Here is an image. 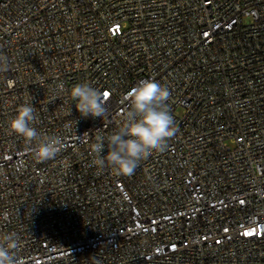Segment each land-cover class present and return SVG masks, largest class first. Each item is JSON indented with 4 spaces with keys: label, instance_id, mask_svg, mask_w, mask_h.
Returning a JSON list of instances; mask_svg holds the SVG:
<instances>
[{
    "label": "built area",
    "instance_id": "obj_1",
    "mask_svg": "<svg viewBox=\"0 0 264 264\" xmlns=\"http://www.w3.org/2000/svg\"><path fill=\"white\" fill-rule=\"evenodd\" d=\"M0 53V236L19 264H264V0H0ZM148 78L176 135L131 176L98 171L90 144ZM78 83L108 94L104 118L80 116ZM25 101L63 137L54 160L8 128Z\"/></svg>",
    "mask_w": 264,
    "mask_h": 264
},
{
    "label": "clouds",
    "instance_id": "obj_2",
    "mask_svg": "<svg viewBox=\"0 0 264 264\" xmlns=\"http://www.w3.org/2000/svg\"><path fill=\"white\" fill-rule=\"evenodd\" d=\"M8 64V57L0 53V72L7 71ZM57 88L60 93L64 92L62 84ZM68 94L75 101L74 105L81 117L104 118L108 111L105 93L89 83L73 85ZM170 99V89L152 78L132 87L123 97L126 107L117 130L107 137L98 135L95 142L90 144V151L94 155L91 164L98 171L108 168L115 175L131 176L142 160L153 153L164 152L169 140L178 131L169 111ZM36 121L35 106L25 101L8 121V128L30 146L36 161L54 160L63 150V137L39 132L35 127ZM7 218L5 213L4 219ZM18 247L16 233L0 236V264H19L16 255Z\"/></svg>",
    "mask_w": 264,
    "mask_h": 264
},
{
    "label": "snow or ice",
    "instance_id": "obj_3",
    "mask_svg": "<svg viewBox=\"0 0 264 264\" xmlns=\"http://www.w3.org/2000/svg\"><path fill=\"white\" fill-rule=\"evenodd\" d=\"M108 94L107 93H105V96H107Z\"/></svg>",
    "mask_w": 264,
    "mask_h": 264
}]
</instances>
